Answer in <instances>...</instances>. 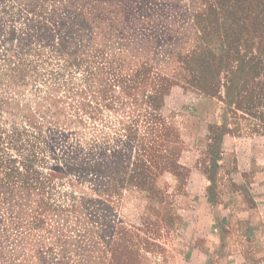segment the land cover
Listing matches in <instances>:
<instances>
[{
    "label": "rangeland",
    "instance_id": "374dc122",
    "mask_svg": "<svg viewBox=\"0 0 264 264\" xmlns=\"http://www.w3.org/2000/svg\"><path fill=\"white\" fill-rule=\"evenodd\" d=\"M231 147L264 183V0H0V264H181Z\"/></svg>",
    "mask_w": 264,
    "mask_h": 264
},
{
    "label": "crops",
    "instance_id": "0c3cea01",
    "mask_svg": "<svg viewBox=\"0 0 264 264\" xmlns=\"http://www.w3.org/2000/svg\"><path fill=\"white\" fill-rule=\"evenodd\" d=\"M223 143L230 144L225 138ZM235 148L230 150L234 155L230 169L211 172L195 168L188 172L194 191L200 190L196 181H205L201 187L204 194L188 205L187 214L173 216L172 222L181 227L179 230L163 233L175 241L168 249L179 254L181 264H248L246 260L259 254L256 242L239 228L253 221L260 223L258 213L264 212V191L258 186L264 183L251 160L242 167L235 165ZM252 213L256 214L255 220Z\"/></svg>",
    "mask_w": 264,
    "mask_h": 264
}]
</instances>
